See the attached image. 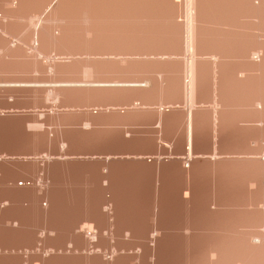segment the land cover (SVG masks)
I'll use <instances>...</instances> for the list:
<instances>
[{
	"label": "bare ground",
	"instance_id": "1",
	"mask_svg": "<svg viewBox=\"0 0 264 264\" xmlns=\"http://www.w3.org/2000/svg\"><path fill=\"white\" fill-rule=\"evenodd\" d=\"M53 2L54 0H0V10L2 11V13L0 12V16L2 19L7 20L5 21L6 23L0 21V32L5 35L2 36L0 34V63L7 65V61L9 60L14 66L17 65L20 67L22 70L13 72L28 75L22 81H32L34 83V81L40 82L42 80H47L49 78V72H51V75L76 73L81 76H79V79L85 76L86 81L87 79L90 81V79H95L97 75L100 76V74L103 75L109 71L111 72L110 69H118L119 64H117V62H120V65H123L124 62L129 64L133 62L135 64L140 60L141 62L143 61V66L146 62H154L155 64L165 62L166 65L168 63L170 65V63L175 61L169 58L163 59L162 56L166 54V56H168V54L173 56L177 52L184 51L185 46L186 52L192 51L193 57L196 52L203 54L208 51L207 54H213L212 52H214L211 56L215 59L207 61L215 66L214 68L217 70L216 73L218 76L216 77L221 82V85L216 88L217 99L223 102H234L235 100V102L237 101L239 103L238 109H241V115L235 109V106L238 104L236 103L235 105V103L231 102L235 105L230 106L232 111H236L235 119H237L238 114L242 118L240 121L262 123L261 127L253 125L243 126V128L246 127L248 129L246 131L250 129L254 130L252 133H256L253 135L254 137L257 136V139L259 136L261 143L259 141V144H256L260 146L255 145V150L252 149L253 151L264 154V0H258L257 5L254 4V0H57L54 4ZM49 7L50 9L47 11ZM182 12L184 14V19L182 23H180L178 17L179 14L182 15ZM12 34L13 36L14 34L19 36L16 38L17 40L15 41L17 42H15L14 45L11 44L12 41L8 40L6 36H12ZM183 38L184 43L182 42ZM258 39H260V41H258ZM52 53H54L53 57L51 55ZM250 53H255L254 55H257L260 59L259 62H257L256 57L254 60H250ZM126 55H135L139 57L136 59L133 56V58L130 59L131 61L129 60L130 62H128L127 59L129 57L126 58ZM141 55H147V57L143 58ZM196 55L198 56L200 54ZM61 56H65V58L66 56L67 58H70V56H79L80 58L69 59L70 62H66L65 59H63L62 62L60 61L62 59ZM83 56L85 58H82ZM152 56L153 58H151ZM160 56L162 59L157 58ZM56 57L61 59L56 61ZM188 58L186 59L188 63H186L185 70H187L192 77L189 76L191 82L188 80L189 77L187 78L190 83L188 82L189 85H186V97L192 98L196 92V88L194 92V82H192L194 77L193 70L199 68L202 71L200 67L205 65V62L200 60L203 61L201 65L199 64V58H192L190 60ZM9 62L8 64L10 65ZM48 64L52 69L51 71L48 70ZM138 64H140V62ZM163 64L161 63L162 66ZM13 65L11 64V66ZM112 65H115V68H112L114 67ZM145 65L149 64L146 63ZM153 65L150 66L152 69L154 68ZM161 65L159 64L160 68ZM140 66L142 67V64H140ZM206 66H204L203 69L205 73L203 71L204 74L200 72L203 75L206 74ZM139 67L137 66V68ZM146 67L144 66L145 69L143 71L139 70L145 72L146 69H148ZM130 68H132V66ZM134 68L135 67L132 69ZM156 68L158 69V67L154 69ZM162 68H164V66ZM209 68L211 69L210 66L208 69ZM8 69L10 68L8 67ZM119 69H121L119 71L122 72L123 69ZM161 69L158 70L160 71ZM210 69L208 70L209 72ZM1 70L4 71L3 68ZM135 70L138 69L135 68L134 71ZM200 70H198V72ZM218 70L220 72H218ZM130 71L132 72L133 70L127 72L130 73ZM170 71L174 72L172 69ZM115 72L117 73L118 71H114V73ZM136 72L140 73L138 71ZM33 73H37V75L34 77L32 76ZM210 73H212V70ZM174 74L176 75V73ZM165 75L167 76V74ZM197 76L200 77L201 75L197 74L196 77ZM198 77L197 79L199 80ZM177 78L174 79L176 81L173 80L174 82H167V77L166 79L163 77L162 86L167 89V94L169 92L170 95H174L176 91H179L176 86L172 84H178L177 80H179V77ZM203 78L199 81H203ZM75 79L76 78H60L62 81ZM99 79L100 78H97L96 80L98 81ZM94 81L90 82L95 83ZM176 82L177 84H175ZM181 83L182 82L179 83L180 87ZM197 83L198 82H196V84ZM21 87L19 88L22 90L23 87L33 90V95L35 94V96L36 93H39L41 90L39 86L36 88V86H31V84ZM12 88H14L13 92H15V87ZM12 88H10V91ZM53 90L56 93L52 95V98H58L59 107H77L83 106L82 104L84 103L94 106L93 103L96 101L98 103L100 98L106 99L115 97L111 89L109 90V88L105 87H91V84L85 86L55 87ZM25 91L28 90H24V92ZM29 93L30 92H27V94ZM163 93L165 94V92ZM38 98H40V96ZM45 101V99H34L32 105L39 106L45 103ZM257 104L261 105L260 110L255 107ZM227 108L220 107L218 109V107H216L214 109L218 111L220 109L231 110ZM111 110L112 109L105 114L112 113L110 112ZM66 117L67 116L63 115L54 118L50 117L53 123H48V118L46 117L42 120L35 118L27 122L32 128L30 132L26 130L24 123H21L19 125L20 128H18L24 134V138L22 139L32 143L34 146L46 145L49 142L48 134H53L54 131L59 134L56 143H63L65 139L61 129H51V131H48L46 127L52 125L61 126V123L66 121ZM87 117H89V115ZM82 120L86 123L85 126L89 128L81 129L90 133L93 130L92 119H86L85 117V119L82 118ZM231 122L233 123V121ZM228 123L226 122V124ZM222 125L224 124L222 123ZM242 135L245 134L243 133ZM249 136L250 135H248V138ZM53 137L50 141L53 140ZM245 139L246 138H244V140ZM253 146H249V148ZM107 158L108 157L104 159L106 163L112 160L111 157H109L108 160ZM46 159V162L60 160L59 158L53 159L51 157H47ZM216 159V156L211 158L212 161ZM255 161V163H241L238 168L239 170L236 169L238 173L240 172L238 175L239 187L241 189H238L239 193L245 191L243 190L244 188L242 189L244 184L243 177L244 174L249 171L248 175L245 174L246 180L248 181L246 185L249 183L247 187L249 189L252 187V191H248L254 196H249V199L248 195L242 193V195L248 197V199H246L244 196L245 199L243 200H245V202L247 200L248 202L242 208H239L240 212L237 210V213L233 210L238 214H234L238 216V218L236 217L234 220L232 218L235 216H231L230 218L234 220L232 224L230 222V224L224 225L231 228V231H229L231 235L223 239L224 241H228L229 245L202 248L200 250L206 251L204 256H202V258L204 257L203 261L199 259L188 264H264V210L257 208L261 205L264 206V179H262L264 177V160L259 158ZM92 162L93 161H91V163ZM21 178L23 177H18L16 183H18ZM47 182H49V180H47ZM236 183H238L237 180ZM28 191H30L31 195L27 200V217L24 218L14 211L16 208L15 206L18 204V200L13 197H9L13 200V205L7 208L5 213L0 217V258L6 259V261L4 260V263L1 264H69L67 262L68 259L73 261V263L70 264H114L110 261L112 258L107 256L108 254H112L110 252L117 251L116 249L97 248L96 246L91 247V245H88V247L76 246L80 244V240L77 241L78 243L76 245L68 240L67 242H69L72 247H67L68 243H65V236L63 235V233H65L63 232L64 223L62 224V222L58 220L57 212H55L53 208L56 197L53 195L51 187L48 191H44V193L37 187H29ZM42 198L45 200L47 199L50 203L47 209L43 207L45 206V202H43V206L40 204ZM243 200H239L241 205H243ZM34 218H37L40 223L43 222L49 226V228L46 229L45 235L40 239L37 238L33 232L34 227H36ZM12 221L17 222V227L12 226ZM252 227H261L263 229L262 234L249 237L247 235H252L250 231L242 232ZM49 232L51 233L50 235ZM236 232L241 233V235L237 236ZM85 234H87V232ZM95 234L96 232L94 235ZM91 235L88 233L84 238L87 241H94L95 237ZM80 236L82 237V235ZM38 243H41V247L36 249L35 246ZM36 250L41 252L38 254ZM96 250H99L100 253L96 252ZM106 251H108L107 254ZM46 253L47 255H45ZM138 255L139 254H136L137 257ZM150 263L149 260L148 264ZM116 264L124 263L118 259Z\"/></svg>",
	"mask_w": 264,
	"mask_h": 264
},
{
	"label": "rangeland",
	"instance_id": "2",
	"mask_svg": "<svg viewBox=\"0 0 264 264\" xmlns=\"http://www.w3.org/2000/svg\"><path fill=\"white\" fill-rule=\"evenodd\" d=\"M55 2H57V0H54L53 4ZM254 4L257 5L258 0H254ZM50 7L47 9V11L50 9ZM0 12L2 13L1 10ZM183 15L184 14L182 12V15L179 14L178 17L179 19L177 18L180 23H182L184 19ZM0 18H1L0 19L1 22L3 21V23H6L5 22L7 21L6 19L5 20L2 19L1 16ZM0 34L2 36H5L4 33L0 32ZM6 36L8 40L12 41L11 44L13 45L15 42H17L15 41L17 40L16 38L19 37L16 34H14V36L13 34L12 36H8V35ZM258 41H260V39H258ZM182 42L184 43V38ZM254 54L255 53L249 54V56H251L250 60H254V58L256 57L257 62H259L260 59L258 58L257 55ZM51 55L53 57L54 53H52ZM166 55L165 56L163 55L162 57L167 59L171 58L170 60L175 61L173 62L174 64L170 63L169 65L168 63L166 65L165 62L156 63L158 66L154 62H149V63L146 62L149 65H145L146 63L144 64L145 67L148 66L146 67L148 68L146 69V71L152 69V67L150 66H152L153 64H154L153 65L154 68L158 67V69H161L164 66L165 69L162 68L159 71L157 68H156L157 70L153 68L149 72L146 71L142 72L145 69L142 63L143 61L142 62L140 60L138 61V63L140 62V64H142L143 68L137 62L136 63L138 65L136 63L134 64L133 62L131 63L133 65L126 62H124L123 65L122 64L120 65V62L119 63L117 62V64H119V68L123 69L122 72L119 71L121 69H119L118 66H117L118 69L115 68V65L117 64L112 65L114 66L112 68L115 69L113 70L110 69L111 72L109 71L108 72L109 74L108 73L103 75L100 74V76L97 75L95 79L93 80L90 79V81L95 80L94 82L96 84L90 82L88 79L86 81L85 76L82 77L83 80L82 78L79 79L80 75H77L76 73L74 74L63 73V74L51 75V72H49L48 74L49 78L47 80H42L40 82L34 81V83L32 81L30 82L22 81L28 75L18 74L13 72L17 70L18 71L22 70L20 67H18L17 65L14 66L11 61L9 62V60L8 61L5 60L7 61V65H4V63H0V72H3L0 73V180H2L0 181V217L5 213V210L7 208L13 205V200H11L9 197H13L18 200V204L15 206L16 208L14 209V211L17 212V214L23 216L24 218L27 217L28 216L27 200L28 197L31 195L30 191H28V188L37 187L40 189L41 192L44 193V191H48L51 187L53 191V195L56 197L53 204V208L54 211L57 212L58 220H60L62 224L64 223L63 232L65 233H63V235L65 237L64 236L63 237L65 243H68L67 244L68 248L72 247V245L69 242L76 245L78 243L77 241L79 240H80L79 241L80 244H77L76 246L88 247V245L89 246L91 245V247L96 246L97 248H99L100 246L105 247L110 245L112 246L122 245V244L104 243L102 241H98L99 239L98 237H101V234L103 232L105 233L114 232L113 230L117 229L114 226H109L111 223H113L114 221L123 222V220H116L107 217L108 215L115 213L111 211V208L113 207L114 204L104 202L102 200L103 199L102 196L93 192V186L98 185V180L102 178V175L100 174V172L93 171L92 169H93V165L95 164L106 163L104 162V159L106 157L108 158L110 157L109 154L107 153L109 149L115 150L123 146L124 134L121 128L123 127V125H125L124 124L125 121L127 123L132 121L130 119L128 120L124 119L123 114H121V110H119L122 108L121 105L125 101L140 100L143 98H157V99L187 98L186 85H185L187 80L185 78L186 75L185 69H184L185 71L181 69L179 73L181 75V78L179 79L181 81H179V83L182 82L181 90L176 91L174 95H170L168 92L169 94L168 95L167 89L163 88L164 86H162L163 85L162 81L164 80L163 77L165 79L167 77L168 79L167 82L170 81V78L173 74V72H171L170 70L173 69V65L174 67L180 66L183 68L187 65L186 63H188V61H186L187 58L186 46L184 52L176 53L173 56H171L170 54H168V56ZM133 56L136 57L135 55H130V56L126 55L125 57L126 58L129 57L127 61L130 62L131 61L130 59L133 58ZM63 57L61 56L62 58V59L60 58L61 60L58 59L59 57H56L57 59L56 58L55 59L56 61L60 60L62 62L63 59H65L66 62H70V60L72 59L80 58L79 56L77 57L70 56V58H67L66 56L67 58L66 60L65 56ZM142 57L146 58L147 55H143ZM197 57L200 60H211L212 58H213L212 60L215 59L210 55H203ZM82 58L85 57L83 56ZM8 62L10 63V65L8 64ZM161 63L162 64L164 63L165 65L163 64L162 66ZM11 64L13 66H11ZM159 64L161 65V68ZM136 65L138 67L140 66L141 68L140 67L137 68ZM211 65L213 64L211 63ZM47 66H48V70L51 71L52 69L49 67V64ZM131 66L132 68L135 67L138 70L134 71L135 68L132 69L130 68ZM8 67L10 69H8ZM214 67H215L214 65L211 67L212 80L209 81L206 75V77H204L205 82H202L198 85L199 87H198L196 99L208 100L211 101L213 104H215V106L212 107L213 109L210 108L211 109L210 117H208L207 113H205V117L202 120L203 122L202 125L204 126V129L206 131L211 132L215 142L216 140H219L220 142L219 144L220 148L218 154L216 153V150H214L216 154L213 153L211 155L212 156L211 158H214L215 156L217 157V159L219 158L217 162H216L217 159L212 161V164L218 166V170L220 174L219 177L220 190L221 192H224L223 190L224 187H227L226 190L227 194L220 195L221 202L202 204L207 207V210H205V212H202L201 214L208 217L166 220V221H170L173 225L159 228L161 231L185 234V239L187 240V242L183 241L176 245L181 247H187V249L162 250V251L161 250H155V251L117 250L115 252L109 251L112 254L111 255L108 254L107 257L112 258L110 260L112 263L116 264L117 260L119 259V261L123 262L124 264H137V263L148 264L149 260L151 262L150 264H159V263L188 264L194 260L200 259L203 261L204 257L202 258V256H204L206 251L200 250L202 248H209L214 246L221 247V246L229 245L228 241H224L223 239L228 238L231 235V232H229L231 231L230 230L231 228H228L224 225H228L230 224V222L232 224L235 218L236 217L238 218V216H235L238 215L235 213V211L237 212L238 210V212H240L239 208H242L248 202L247 200L246 202L245 200H243L245 199L244 196L246 197V199H248L249 196L251 197V195L254 196L253 194L249 193L250 191H252V187H250L249 189L247 187L249 186V183L246 185V182L248 181L246 180L245 174L248 175L249 171L248 172L246 171L247 173L244 172L245 173L243 177L244 184L242 187V189L244 188L243 190H245V191L242 190L243 191L242 193L248 195V197L246 195H242V193H239L238 189H240L239 187L240 183H239L238 175L240 174V172L238 173L237 171L239 170L238 169L240 167L239 165L241 163H250V162L255 163L256 162L255 160L259 158H262V160H264L263 153H258L257 151H253V149L259 144V141L261 143L259 136L257 139V136L254 137L256 133H252L254 132V130L250 129L249 131H246L248 129L246 127L243 128L242 126L256 125L258 127H261L262 123L261 122L241 123L240 122L241 119L238 114H237L238 116L237 119H235V115L232 114L231 111L226 112V110H223L222 113L221 109L219 111L214 109L215 107H229L227 106L229 105V103L223 101L220 102L219 100H216L218 98L216 93L217 92L216 88L221 85V82L219 81L220 85L215 86L217 82L216 78L218 76L216 74L217 70ZM2 68L4 69V71L1 70ZM139 69L142 71H140ZM129 70H133L134 73L133 71L132 72L130 71V73L127 72ZM114 71H118L120 73L118 72L114 73ZM136 71L140 73H137ZM165 74H167V76ZM36 75L37 73L32 74V76L34 77ZM151 77L153 78L155 84L149 86L148 83L150 82ZM60 78H64V79L78 78L79 80L75 79L69 81H62L60 80ZM97 78H100L98 80L99 82L96 80ZM27 84H31V86H36V88H38L39 86V88H41V90L39 89L40 94L38 92L37 93L35 92L36 93L35 96V94L33 95L34 93L33 90H30L29 88L26 89L25 87H23L22 90L21 86ZM87 84H91V87L109 88V90L111 89L113 91L112 93L115 94L114 95L115 97L113 98L109 97L106 99L100 98V101L98 103L97 101L93 103L94 106H90L87 103L86 104L84 103L82 104L83 106H77V107H59L58 98L55 99L52 98V95L56 93L53 90V88L55 87L57 88L63 86H83V85L85 86ZM12 87H15L16 90V91L14 90L15 92H13L14 88ZM10 88H12L11 91ZM24 90H28V91L24 92ZM21 92L22 94L23 93L24 94L22 95ZM27 92H30L31 94L30 93L27 94ZM163 92H165V94ZM39 96L40 98H38ZM34 99H45L46 101L42 105H39L40 106L39 107L38 105L37 106H33L34 104L32 105L33 103L32 101ZM87 105L90 107H88ZM255 107L259 110L261 109V105L259 104H257ZM110 109H112L110 111L112 113L105 114L108 113ZM217 114L224 115L223 117L219 118L222 121L219 119L217 121L215 116ZM61 115L67 116L66 121L62 122L61 126L52 125V126H47L46 128L48 129V131H51V129L54 130L61 129L63 131V136L65 139L63 143H56V139L59 138V134L55 131L53 132L54 137L52 133L48 134L49 142L44 146H34L32 143H29L28 141L22 139L24 138V134L19 129L20 128L19 125L21 123H24L26 130L30 132L32 128L30 127L29 124H27L28 121H32L35 118L42 120L43 118L46 117L48 118V123H53L50 117L54 118ZM88 115L89 117H87ZM85 117L86 119L87 118L92 119L93 130L90 133H87L81 129V128L83 129L89 128L85 126L86 123L83 122L84 120H82V118L85 119ZM225 121L229 123L226 124ZM231 121H233L234 124ZM222 123L224 125H222ZM217 124L221 126V129L220 126ZM239 129H241L242 131ZM242 132L245 135H242L243 134ZM247 132L248 135H250L249 138ZM251 134L254 135L252 136ZM52 137L53 140L50 141ZM241 137H242V142L240 141ZM244 138H246L247 140L246 139L244 140ZM240 142L242 143V147H243V151L241 152V154H239ZM249 146H253V147L249 148ZM47 157L48 158L51 157L53 159L59 158L60 160L53 162H46L45 160H47L46 159ZM91 161H93L94 163L93 162L91 163ZM18 177H23V178L19 179V182L16 183ZM262 179H264V177ZM47 180H49V182H47ZM213 180L215 181L214 173H213ZM236 180L238 181V183H236ZM222 199L223 200L227 199L228 201L224 202ZM238 199L244 201L242 202L243 205L240 204L241 202ZM236 200H238L239 202ZM43 202H45V206H43ZM40 204L45 209H47L50 205L48 200L47 199L45 200L44 198L41 199ZM257 208L264 210L263 205ZM233 215L235 216L234 218H232L234 220L230 218L231 216L233 217ZM34 220L36 223L35 224L36 227H34L33 232L35 233L36 237L40 239L42 236L45 235L46 229H48L49 226L44 224L43 222L40 223L37 218H34ZM157 221H163V220H157ZM12 226L17 227V222L12 221ZM87 229L88 230L90 229L89 230L90 232ZM84 231L85 233L87 232V234L89 233V235L93 233L92 235L93 237H95V240L87 241L84 238L85 236H87V234H85ZM94 231L96 232L95 235H94L95 233ZM245 231H250L252 233V235L249 234L247 236L254 237L262 234L263 229L261 227H252L249 229H245L242 232ZM50 234L51 233L49 232V235ZM236 234L237 236L241 235V233H237V232ZM80 235H82V237ZM68 240L69 242H67ZM35 247L36 249H39L41 247V243H38ZM36 252L39 254L41 251L36 250ZM96 252L100 253L99 250H96ZM107 252L108 251H106V254ZM136 254H139L138 257L136 256ZM45 255H47V253ZM4 260L6 261V259L0 258V264L4 263ZM67 262L69 264L73 263V261H71L70 259H68Z\"/></svg>",
	"mask_w": 264,
	"mask_h": 264
},
{
	"label": "crops",
	"instance_id": "3",
	"mask_svg": "<svg viewBox=\"0 0 264 264\" xmlns=\"http://www.w3.org/2000/svg\"><path fill=\"white\" fill-rule=\"evenodd\" d=\"M208 52L204 54L196 52L194 57L192 51H187L186 54L190 60L198 59L196 54L203 56ZM198 60L199 64L201 62L203 64V61L209 64L198 66L202 71L204 66L205 69L212 67L209 60ZM197 69L193 70L192 82L196 92L192 98H143L125 101L121 105L122 108L119 110L124 119L132 120L129 123L125 121V125L121 128L124 134L123 146L115 150L109 149L107 153L113 160L95 164L92 170L102 175L98 185L93 186V192L102 196L104 202L114 204L111 211L115 213L107 217L123 220V222L111 223L109 226L117 229L113 230L114 232H103L101 237H98V241L122 245L100 247L134 251L185 250L187 247L176 245L183 241L187 242L185 234L161 231L159 228L173 225L166 220L208 217L201 214L207 210L202 204L221 202L220 195L227 194V187H224V192L220 190L218 166L212 164L210 157L215 153L214 150L218 154L220 142L219 140L215 142L211 132L206 131L202 125L205 113L210 117V108L215 104L208 100L196 99L198 85L205 82L203 77L207 75L208 80H212L211 69L209 68L210 72L206 69L205 75H203L204 71V73L201 70L198 72ZM172 71L176 75L174 74V77L172 74L171 82L176 81L174 79L177 77L181 78L180 66H173ZM197 74L201 75L197 77L199 80L203 78V81L197 79ZM189 76L192 77L186 70V80ZM190 77L188 80L191 82ZM188 80L185 85H189ZM216 80L215 86L220 85L219 79ZM177 82L175 84L179 88L172 84L180 90L179 80ZM148 84H155L152 77ZM231 102L233 101H227L230 104L228 108H222L231 109L230 106H235L237 103L235 109L241 115V109H238L239 103L234 100V105ZM235 112L233 110L231 113L235 114ZM215 116L218 121L223 114ZM240 141L242 142V137ZM241 142L239 154L243 151Z\"/></svg>",
	"mask_w": 264,
	"mask_h": 264
}]
</instances>
